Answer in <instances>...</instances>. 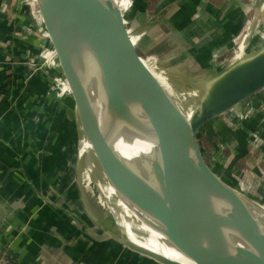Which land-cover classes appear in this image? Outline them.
Segmentation results:
<instances>
[{"label": "water", "instance_id": "obj_1", "mask_svg": "<svg viewBox=\"0 0 264 264\" xmlns=\"http://www.w3.org/2000/svg\"><path fill=\"white\" fill-rule=\"evenodd\" d=\"M34 9L74 100L81 133L115 188L163 226L190 264H264V224L255 220L247 204L258 201L214 173L197 141L206 124L264 89V49L239 59L214 79L187 120L146 66L122 10L113 2L34 0ZM85 79L101 87L116 124L136 128L131 107L140 106L158 140L152 156L132 161L115 152L103 134ZM225 207L228 212L222 213ZM119 240L162 264H183L123 234Z\"/></svg>", "mask_w": 264, "mask_h": 264}, {"label": "crops", "instance_id": "obj_2", "mask_svg": "<svg viewBox=\"0 0 264 264\" xmlns=\"http://www.w3.org/2000/svg\"><path fill=\"white\" fill-rule=\"evenodd\" d=\"M237 2L135 0L131 25L141 12L151 14L143 36L133 38L135 45L141 43L140 56H157L164 63L180 60L187 66L193 57L191 62L203 67L197 53L211 51L219 40L245 28V14ZM118 6L126 8V0H118ZM36 27L30 0H0V264H6L11 253L25 264H157L120 246L119 239L95 238L92 230L69 222L68 205L76 202L55 193L49 177L51 162L43 150L32 146L34 132L30 120L20 114L21 100L17 101L15 83L23 80L24 72L18 73L14 62L32 56L40 39ZM117 252L123 253L124 260L118 261Z\"/></svg>", "mask_w": 264, "mask_h": 264}, {"label": "rangeland", "instance_id": "obj_3", "mask_svg": "<svg viewBox=\"0 0 264 264\" xmlns=\"http://www.w3.org/2000/svg\"><path fill=\"white\" fill-rule=\"evenodd\" d=\"M30 1L34 7V0ZM149 1L153 4L156 0ZM126 3L122 13L131 37L143 36L142 29L148 23L150 12L146 15L141 12L137 22L131 25L129 19L133 16L131 10L135 0H126ZM237 4L242 6L248 26L245 24L238 34L231 32L223 42L219 40L212 52L204 49L197 53L203 67L195 66V62H191L193 57L188 61L189 66L180 60L164 63L157 56L143 57L187 107L196 109L207 86L239 60L240 46L247 35L250 50L242 57L243 60L264 49V0H238ZM36 19L38 29L36 27L35 35L40 39L35 38L38 40L32 56L28 60L14 62V69L18 73L24 72L23 80L15 85H18L17 101L22 102L20 114L30 120V130L34 132L32 146L36 151L43 150L51 162L49 177L55 193L76 202V206L68 203L69 222L77 228L92 230L95 238L121 239L122 233L109 210L108 199L102 196L93 179H89L85 161L79 156L82 137L75 103L52 56L49 38ZM139 45L140 41L136 47ZM252 45L259 46L253 48ZM9 84L11 89L14 88L12 83ZM201 89L204 91L200 93ZM197 141L214 173L248 198L264 203V89L206 124L199 131ZM258 202L250 200L248 208L255 220L264 224V204ZM116 256L118 261L124 260L123 253L117 252Z\"/></svg>", "mask_w": 264, "mask_h": 264}, {"label": "bare ground", "instance_id": "obj_4", "mask_svg": "<svg viewBox=\"0 0 264 264\" xmlns=\"http://www.w3.org/2000/svg\"><path fill=\"white\" fill-rule=\"evenodd\" d=\"M108 1L113 2V4L119 7L118 0ZM248 36L249 35H247L241 43V54L239 55L238 59H241L247 54V51L250 50V41ZM134 40H136V38H134ZM258 46L259 45H252L253 48H257ZM145 64L163 85L165 90L169 93L185 118L190 120L194 113V107L185 106L182 101L175 96L176 93H172L169 88H167V82L164 83V81L155 73V70H153L151 65L147 61H145ZM84 81L85 86L93 100L95 111L99 115L103 134L115 152H117L125 160L132 161L142 157L152 156L158 149V140L151 122L144 114L143 110H141L140 106L134 105L131 107L132 113L138 121L136 128L129 125L116 124L115 120L109 114L107 102L103 96L101 87L98 86V83H96L93 79L90 81L85 79ZM203 91V89L199 90L200 93ZM81 137L79 156L85 161L84 166L86 172H88L87 175L90 180L93 179L101 191L102 196L108 199L109 210L123 236L136 245L163 255L171 260L183 264H190L188 259L169 241L168 237L165 235L162 229H160L163 226L159 225L156 220L141 211L115 188L101 167L93 147L86 138L84 132L81 133ZM227 210V207L221 208L222 213L228 212ZM116 242L120 246L133 253L138 255L141 254L133 249L128 248L121 241ZM144 256L153 262L155 261L157 264H162L151 257L146 255Z\"/></svg>", "mask_w": 264, "mask_h": 264}, {"label": "trees", "instance_id": "obj_5", "mask_svg": "<svg viewBox=\"0 0 264 264\" xmlns=\"http://www.w3.org/2000/svg\"><path fill=\"white\" fill-rule=\"evenodd\" d=\"M6 264H25L20 261L19 257L15 254H9L5 258Z\"/></svg>", "mask_w": 264, "mask_h": 264}, {"label": "built area", "instance_id": "obj_6", "mask_svg": "<svg viewBox=\"0 0 264 264\" xmlns=\"http://www.w3.org/2000/svg\"><path fill=\"white\" fill-rule=\"evenodd\" d=\"M133 38V37H132Z\"/></svg>", "mask_w": 264, "mask_h": 264}]
</instances>
